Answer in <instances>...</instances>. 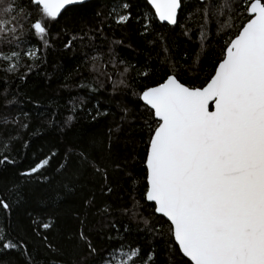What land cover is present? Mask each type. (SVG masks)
Returning a JSON list of instances; mask_svg holds the SVG:
<instances>
[{
    "label": "trees",
    "instance_id": "obj_1",
    "mask_svg": "<svg viewBox=\"0 0 264 264\" xmlns=\"http://www.w3.org/2000/svg\"><path fill=\"white\" fill-rule=\"evenodd\" d=\"M9 2L22 6L25 13H30V19L25 17L21 24L12 23L13 16L7 17L8 29L15 27L19 39H13L11 44L0 43V118H8L6 125L0 119V161L9 156L6 163H0V194L7 196L11 184L24 183L27 202L13 203L11 212L0 209V235L6 230L10 236L26 235L35 264H86L91 258L79 240L81 230L91 237L98 255L108 254L109 249H116L115 254L129 252L127 247L118 248L123 240L132 247L139 246L144 253H155L153 264H184L187 258L173 252L178 246L168 231L169 222L154 214L151 203L142 199L140 191H133L139 189L146 172L143 160L149 129L145 121L154 120L138 96L143 87L155 86L168 74L176 75L186 85H205L241 18L237 17L230 33L222 34L215 20H206L203 4L207 0H182L178 22L172 26L160 23L146 0H127L131 15L124 24H117L110 16L114 0L72 5L55 20L44 17L32 0ZM19 14L17 10L16 15ZM37 19L47 27L45 37L28 35L34 31L30 25ZM12 51L19 56H12ZM112 54L115 65L109 62ZM93 56H99L97 67L91 60ZM121 60L125 63L121 64ZM17 61L14 71H4L8 64L17 65ZM125 66H130L126 82L133 86L125 88L117 83L114 91L112 82L123 79L120 73ZM102 73L111 75V81ZM5 97L12 103L6 104ZM122 116L126 117L123 122ZM117 124L121 127L117 128ZM110 127L113 156L128 159L127 167L137 174V183L130 186L123 173L110 169L111 194L101 195L100 178L88 176L83 191L56 196L54 190L66 175L58 170L67 146L96 135L106 147ZM50 152L58 153L52 158L51 167L27 178L25 183L19 173ZM85 193H94L97 204L110 208L104 215L95 208L89 209L81 225L84 211L80 201ZM132 200L137 203L133 205ZM141 205H149L141 212L148 225L122 214L126 207L139 210ZM29 212L41 224L39 236L29 228ZM109 220H114L116 229L105 227ZM43 223L50 227L44 229ZM152 224L157 225L155 232L148 231ZM117 232L122 237L116 236ZM44 236L53 247L47 246ZM109 236L116 238L110 240ZM4 260L23 264L17 252H10Z\"/></svg>",
    "mask_w": 264,
    "mask_h": 264
},
{
    "label": "snow or ice",
    "instance_id": "obj_2",
    "mask_svg": "<svg viewBox=\"0 0 264 264\" xmlns=\"http://www.w3.org/2000/svg\"><path fill=\"white\" fill-rule=\"evenodd\" d=\"M147 2L160 21L177 24L182 0ZM32 3L44 17L55 20L67 6L83 5L84 0H32ZM17 10L19 15H16ZM203 12L206 20L217 22V30H222V34L230 33L237 17L242 22L205 85H186L176 75L168 74L155 86H145L140 91L138 101L143 102L145 111L155 119L151 123L145 121L149 129L143 160L146 172L139 189L133 188V191H140L142 199L151 202L154 214L167 218L168 231L178 246L173 252L187 258L184 264L188 261L191 264H264V0H247L246 3L244 0H207ZM130 15L127 0H114L110 16L117 24L128 22ZM9 16L14 17L12 23L23 24L25 17L30 19V13H25L22 6L0 0V43L11 44L13 39H19L15 27L8 29ZM30 29L34 31L28 35L39 37H45L47 31L40 19L33 22ZM44 42L47 43V39ZM11 54L19 56L15 51ZM91 60L97 67L99 56ZM115 61L112 54L109 62L115 65ZM17 66L18 61L17 65L8 64L4 71L12 72ZM129 67L125 66L120 73L123 79L112 82L114 91L117 83L125 88L133 86L126 82ZM102 74L111 81V75ZM5 101L12 103L7 97ZM210 101L214 106L212 111H209ZM124 112L127 113V108ZM125 118L122 116L121 121ZM0 119L5 125L8 123L7 116ZM112 139L110 127L106 147L96 135L69 144L58 170L66 174L65 179L54 194L63 197L83 191L88 176L100 178L101 195L111 194L110 169L123 173L129 185H135L137 174L127 167L126 157L113 156ZM57 154L50 152L38 158L19 173L20 177L27 183V178L42 174L51 167L52 158ZM8 160L9 156L5 155L0 163ZM7 191V196L0 194V209L5 212H11L13 203L27 202L24 183H13ZM132 203L137 202L132 200ZM80 205L84 211L81 225L89 209L95 208L104 215L110 208V205L97 204L94 193H85ZM147 206L141 205L139 210L126 207L122 214L148 225L149 221L141 215L143 207ZM29 218L31 231L41 235L38 230L41 224L31 212ZM42 227L48 229L50 225L43 223ZM105 227L116 229L117 225L109 220ZM156 228L157 225L152 224L148 231L155 232ZM116 236L122 237V234L117 232ZM78 237L91 258L86 264H115L110 257L115 255L116 249L98 255L97 247L86 232L79 231ZM44 240L49 248L53 247L47 236ZM125 247L131 255L125 253L127 258H121L119 264H153L155 253H144L139 246L132 247L121 240L118 248ZM10 252L19 253L23 264H35L28 251L26 235L10 236L6 230L0 235V264H12L4 260Z\"/></svg>",
    "mask_w": 264,
    "mask_h": 264
},
{
    "label": "water",
    "instance_id": "obj_3",
    "mask_svg": "<svg viewBox=\"0 0 264 264\" xmlns=\"http://www.w3.org/2000/svg\"><path fill=\"white\" fill-rule=\"evenodd\" d=\"M87 1H90V0H84V3L87 2ZM146 1H147V0H146ZM199 1H202V0H199ZM148 4H149V3H148ZM149 5H150V4H149ZM67 7H70V6H67ZM150 7L152 8L151 5H150ZM152 9H153V12H154V14H155V9H154V8H152ZM62 12H63V10H62ZM62 12H61V13H62ZM178 12H179V10H178ZM155 16H156V14H155ZM177 17H178V14H177ZM156 18H157V20H158L160 23L168 24L167 21H160L159 18H158L157 16H156ZM168 25H171V24H168ZM171 26H172V25H171ZM218 63H219V62H218ZM213 73H214V72H213ZM210 78H211V77H210ZM206 83H207V82H206ZM206 83H205V84H206ZM209 105H210V106H209V111L214 110V106H213V102H212V101L209 102ZM154 119H155V117H154ZM149 203H151V202H149ZM158 215H160V214H158ZM164 218H165V217H164ZM165 219L167 220V218H165Z\"/></svg>",
    "mask_w": 264,
    "mask_h": 264
},
{
    "label": "rangeland",
    "instance_id": "obj_4",
    "mask_svg": "<svg viewBox=\"0 0 264 264\" xmlns=\"http://www.w3.org/2000/svg\"><path fill=\"white\" fill-rule=\"evenodd\" d=\"M47 18V17H46ZM48 20H51V19H49V18H47ZM125 253H127V255H131V253L130 252H126V251H119V252H117L113 257H112V259L115 261V264H119V260L121 259V258H127L126 256H125Z\"/></svg>",
    "mask_w": 264,
    "mask_h": 264
}]
</instances>
